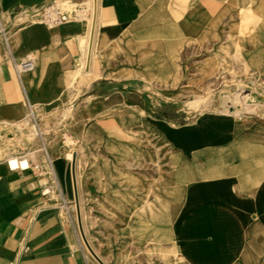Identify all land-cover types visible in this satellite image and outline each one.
Returning a JSON list of instances; mask_svg holds the SVG:
<instances>
[{"label": "crops", "instance_id": "crops-1", "mask_svg": "<svg viewBox=\"0 0 264 264\" xmlns=\"http://www.w3.org/2000/svg\"><path fill=\"white\" fill-rule=\"evenodd\" d=\"M48 1L0 0V122L23 121L27 117L28 102L44 107L46 103L81 102L76 108L82 109H86L90 102H94L96 107L102 102H116L110 106L123 102H154L141 91L137 79L125 76L142 74L133 60L136 57L147 58L145 54L154 50V43L163 44L164 49L165 43L170 41L171 28L176 26L170 22L172 11L178 9L176 0H102V28L108 46L100 56L106 62H99L93 72L90 66H85L82 72L80 67L83 56L80 38L85 24L76 20L55 26L46 24L40 11ZM153 12L166 13L167 19L158 21L153 18ZM128 29L131 33L127 34L125 30ZM127 44L131 48L137 44L139 50L132 51ZM29 53L36 56L34 68L19 74L13 64L24 60ZM148 117L150 123L146 127L156 132L173 149L175 156L181 157L182 162L178 161L180 167L185 164L193 169L196 165L202 170L207 165L214 168V176L209 178L201 177L195 170V176L199 177L191 180V194L200 197L204 203L188 215L189 221L192 217L201 219L194 225L214 224V264H251L245 258L252 249L250 241L253 235L256 236L252 240L255 245L253 250H264V227L254 226L257 213L264 219V184L259 187L258 194H251V187L245 179L248 169L240 154L235 156L236 147L244 144L243 135L239 133L244 126L235 124L237 131L232 129L218 133L221 140L214 143L204 142L209 137L203 133L183 136L196 143L195 147H188V152H185V148L176 144L173 138L162 135L154 128V124L178 126L167 119L156 121L153 115ZM56 121L64 120L57 118ZM181 128L188 130L196 128V125L192 123ZM81 131L86 134L85 129ZM48 153L56 158L54 169L63 190L60 199L53 198V190L49 193L45 191L47 186L53 188V185L43 174V166L31 164L12 170L0 165V264H9L14 259L17 264H101L90 260L81 245L79 228L70 205L73 189L68 182L69 166L65 151L59 146H52ZM204 154L209 157L202 156ZM140 161L145 166L146 178H140L137 173L130 174L132 179L127 180L130 183L125 185L131 187V195L116 196L121 210L115 211V219L123 220L119 225L122 234L123 231L134 234L136 230L145 229L142 233L148 241L149 236L151 239L154 236V223L149 222L154 217V194H146L145 190L140 191V187L150 183L153 187L154 160L142 158ZM99 183H94V180L91 183L90 180L84 186H101ZM88 190L95 198L101 196L94 189ZM99 199L98 202H105L107 196ZM144 202L147 209L139 211V205ZM123 203H128L129 209L125 210ZM141 219L147 220L145 226H140ZM23 240L27 241L30 249L19 254ZM144 244L135 242L131 249H139ZM163 247L172 248V244L166 242ZM192 249L190 246L183 248L180 243L174 247L178 256H194ZM176 259H173L174 263ZM140 261L137 264H152L148 259ZM130 264L136 262L131 260Z\"/></svg>", "mask_w": 264, "mask_h": 264}, {"label": "rangeland", "instance_id": "rangeland-1", "mask_svg": "<svg viewBox=\"0 0 264 264\" xmlns=\"http://www.w3.org/2000/svg\"><path fill=\"white\" fill-rule=\"evenodd\" d=\"M195 1L202 4L204 10L207 9V17L200 19L201 12L192 10L194 0H176L178 9L172 11L170 22L176 26L171 28L170 41L165 43L162 51L171 61L170 80L161 81L141 73L125 76L137 79L141 91L154 101L143 102V109L156 121L167 119L178 127L194 123L203 109L224 111L228 108L229 111H236V120L243 122L244 126L246 121H264V9L254 12L247 4L241 9L223 10L219 5L222 2L218 0ZM64 6L72 10L76 4L67 0ZM187 16L190 20L186 19ZM82 51L84 54V48ZM27 57L35 59L36 56L29 53ZM19 63L13 64L16 71ZM80 67L82 72L85 67L82 68V63ZM234 97H240L242 101L235 104L227 102ZM125 104L100 107L95 123L102 134L89 131L88 126L85 136L73 125L72 115L65 112L67 108L72 111L79 107L81 102L46 103L45 107L36 104L35 124L45 130L37 133L32 121L23 120L18 123L19 126L0 122V160L6 159L10 152L17 156L27 155L31 164L44 167L43 174L53 185L52 196L60 199L43 146L47 151L52 146L63 148L66 158L70 151L79 150L82 152L78 169L82 174L80 195L83 214L88 236L99 256L107 264H115L117 259V264H130L131 260L137 264L147 259L152 264H173L178 253L173 246L172 217L164 201L154 196V217L149 220L154 223V236L152 239L149 236L148 241L145 233H142L145 229L136 230L134 234L123 231L122 234L119 225L123 220L115 219V211L121 210L116 196L130 190L131 187L125 185L130 183L127 181L130 174L137 173L140 178H146V172L141 161L135 162L133 156L123 150L118 152L117 159L110 155L107 139L124 144L135 142L141 146L148 143L155 153L152 172L155 184L161 183L162 174L171 178L177 166L173 149L156 132H151L146 124L131 123L123 127L122 119L131 113ZM246 105L251 108L248 109ZM57 118L64 121H56ZM34 151L36 155L32 153ZM112 170L113 173L110 172ZM89 173H92L91 177ZM90 180L91 183L93 180L94 183L100 182L101 186H84ZM88 189H94L101 196L94 201L87 200ZM71 194L70 205L75 217L73 192ZM105 195L107 200L99 203L97 199L101 200ZM123 204L124 209H129L128 203ZM143 205L145 207L139 206V211L147 209L146 204ZM140 223V226H145L147 220L141 219ZM135 242L145 244L132 250ZM166 242L172 244V248L163 247Z\"/></svg>", "mask_w": 264, "mask_h": 264}, {"label": "bare ground", "instance_id": "bare-ground-1", "mask_svg": "<svg viewBox=\"0 0 264 264\" xmlns=\"http://www.w3.org/2000/svg\"><path fill=\"white\" fill-rule=\"evenodd\" d=\"M67 0L64 1V4ZM220 6H222L223 10L226 8H232V9H241L245 7L247 4L250 5L251 11H260L264 9V0H218ZM64 6V5H63ZM65 8V6H64ZM66 9V8H65ZM200 11V15L202 16L200 19L207 17V9H203L202 4H198L197 1L194 0V3L192 5V10ZM199 9V10H198ZM101 11H102V0H96L95 2V20L90 24L88 23L89 20H76V21H83L85 24V31L81 35L80 38V44L81 47L84 48L85 52L80 60L83 67H89L90 71L93 72L94 67L99 63H105V59H101L100 56L102 55V51L106 49L108 46V43L106 42L107 39L105 38V32L102 28V18H101ZM196 13V12H195ZM198 14V13H196ZM153 18L156 20H166V13L163 15L159 12H153ZM192 15V14H190ZM189 15V17H190ZM188 16L186 17L187 20H190ZM196 19V18H195ZM88 20V22H87ZM189 22H186L185 24H188ZM189 25V24H188ZM195 25H197V21L195 20ZM188 27V26H187ZM125 33H131V30H125ZM128 49L132 51H137V47L139 45H134V48H131L130 45L127 44ZM151 49V48H150ZM153 51L149 54H145L148 57H140L135 58L133 62H135V66L137 70L142 71V74L146 75L147 77H156L158 80L161 81H168L170 80L171 76V61L165 56L163 51V44L154 43L152 46ZM137 55V54H136ZM18 67V66H17ZM18 73L20 74L22 71H26L29 69H25L22 66H19L17 68ZM240 100V97H234L227 100V102H231L232 104H235ZM242 101V100H240ZM116 102H102V106H110L111 104ZM126 103L125 105L130 108L129 115L125 118H123L121 121L123 127H127L131 125V123H144L149 125L150 118L148 117L147 113L143 109V102H123ZM36 104L33 102H28V109H27V117L24 119L26 122L32 121L35 126V131L37 133H40V131H44L45 129L35 124V111L34 106ZM98 106H94V102H90L89 106L86 109L82 108H74V110L71 111L70 108L66 109L67 114H71L73 118V125L80 129H88L89 131H97L98 133L102 134L95 121L96 116L98 114ZM248 109L251 107L249 105H246ZM236 111H229L228 108L224 111H214L212 109H203L201 111L200 116L194 121V124L196 125V128L188 129L181 128V127H175L171 124H168L167 126H157L154 124V128L158 130L162 135L168 136L170 138H173V140L176 142V144H179L180 146L185 148V152H188V147H195L196 144L194 141H191L187 138L184 139L183 136H189L191 134L195 133H203L205 136H208L209 138L205 139L204 142L208 143H214L217 141H220L219 139L220 132H224L226 130H236L235 124L238 125L239 123L243 125V122H240L239 120H236L235 115ZM227 120V121H226ZM234 121V122H233ZM7 123L14 124L16 123L19 126L20 120L17 121H5ZM86 123L87 124L86 126ZM243 138H244V144L237 146L235 149V156H238L240 154V159L243 158L244 164L247 167L248 171L246 172V183L249 184L251 187V194L256 195L258 194V189L260 186L264 184V121L262 120H253V121H246L245 126L240 130ZM216 133V134H214ZM222 134V133H221ZM199 142V141H197ZM107 145L109 148V153L112 156H115L119 158V151L123 150L125 153H129L133 158L139 162L142 158L148 159V160H155V153L152 151L149 147L145 145H140L139 143L130 142L127 144L120 143L119 141H113L110 139H107ZM44 154L46 156L48 165L50 167V171L52 172L55 182L57 186L60 187L59 192L63 191L60 183L58 182L57 174L54 169V161H56V158L49 155L46 147L43 146ZM75 151H78L77 149H74ZM70 151V153L67 156L68 160V182L72 186L73 192H74V209L76 212L75 218L77 222V226L79 228L80 232V240L81 245L83 249L86 251V256L90 260H97V257L95 254L99 257L98 252L93 246L92 241L90 240V237L88 236V232L86 229L85 224V217L83 214V199L80 195V183L82 179L81 171L78 169V162H79V155L80 151H78V154H76V162H75V174H76V183L78 187V204L76 203L75 198V190H74V177H73V171H72V162L74 159V152ZM187 150V151H186ZM36 151L32 152L36 155ZM234 154V153H233ZM199 154H197L198 156ZM224 155V154H221ZM227 155V152L225 153ZM202 156H206L207 158L209 155L204 154ZM234 156V155H233ZM234 156V157H235ZM44 158V157H43ZM42 158V160H43ZM174 162L178 165V161H181V157L175 156ZM196 157H194L195 160ZM210 163V161L208 162ZM0 165L7 166L9 169L12 170H18L23 169L26 167H29L31 165V159L27 155L17 156L14 153H8L6 155V159L0 160ZM200 173V176L203 178H209L214 176V168L213 166L205 167L203 170L202 168H199L198 165L195 166L193 169L192 167L185 166V164L181 167L178 165L175 168V173L171 175L172 177H168L166 174H162L160 177L161 183L159 184H153L150 183L149 186L144 185L143 187H140L141 190H145V193H153L154 196H156L160 201H164V206H168V210L170 211V215L172 217V231L174 235V247L176 248V245L179 243L182 245L183 248H187L190 246V248H193L191 250V253H194L195 255L192 256H186V254L177 256L176 262L173 264H214V224L211 222H207L206 224H199L194 225L195 222H201L200 220H195L194 217H192L189 221L188 215L190 214V211L197 209L200 205L204 203V201L200 197H195L191 194V180L194 178H197L199 176H195L194 172ZM113 173V170L110 171ZM92 173H89V176L91 177ZM124 178V177H121ZM132 179V176H129L130 180ZM49 187V186H47ZM58 187V188H59ZM53 190L51 186L47 189H45L46 192ZM88 194V200L94 201L95 197L91 190H87ZM121 195H125L126 197L131 195L128 193H121ZM168 205H167V204ZM143 204H146L145 202L140 204L139 206L142 207ZM143 207H145L143 205ZM73 208V207H72ZM149 209L152 210V208L149 206ZM78 210L81 217V226H82V232L80 228V221L78 216ZM195 213V212H194ZM194 213L192 215H194ZM191 223V225H190ZM256 227H264V219L263 215H259V213L256 214ZM257 230V229H256ZM259 230V228H258ZM212 232V233H211ZM254 232V231H253ZM212 235H211V234ZM211 236H210V235ZM256 236L253 235L250 241V246H252L247 254L245 260L251 264H264V250H258L255 251L253 248L255 245L253 244V238ZM169 238V237H168ZM170 239V238H169ZM186 245V247H185ZM100 258V257H99ZM101 259V258H100Z\"/></svg>", "mask_w": 264, "mask_h": 264}, {"label": "built area", "instance_id": "built-area-1", "mask_svg": "<svg viewBox=\"0 0 264 264\" xmlns=\"http://www.w3.org/2000/svg\"><path fill=\"white\" fill-rule=\"evenodd\" d=\"M64 1L65 0H52L50 3H47L40 11L41 19L50 26H55L73 20L88 19L89 24L92 22L93 26V21L95 20L96 15V0H70L76 4L72 10H67L64 8ZM34 64V59L32 57H27L20 61V63L16 66H22L23 68L30 70L34 68ZM47 193H49V191ZM19 247V254L28 252L30 249V246L26 240H23ZM9 264H17V260L14 259L10 261Z\"/></svg>", "mask_w": 264, "mask_h": 264}, {"label": "water", "instance_id": "water-1", "mask_svg": "<svg viewBox=\"0 0 264 264\" xmlns=\"http://www.w3.org/2000/svg\"><path fill=\"white\" fill-rule=\"evenodd\" d=\"M75 162H76V154H74V159H73V162H72V171H73V177H74L75 198H76V203L78 204V187H77V183H76ZM78 216H79L80 228H81V232H82L81 217H80V214H79V210H78ZM95 256L97 257L99 262H101V264H105L96 254H95Z\"/></svg>", "mask_w": 264, "mask_h": 264}]
</instances>
